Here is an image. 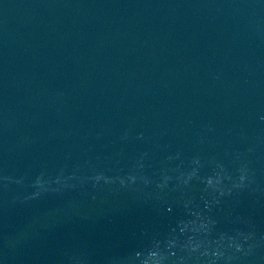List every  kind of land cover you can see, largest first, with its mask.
<instances>
[{
	"label": "water",
	"instance_id": "95a60500",
	"mask_svg": "<svg viewBox=\"0 0 264 264\" xmlns=\"http://www.w3.org/2000/svg\"><path fill=\"white\" fill-rule=\"evenodd\" d=\"M0 264H264V0H0Z\"/></svg>",
	"mask_w": 264,
	"mask_h": 264
}]
</instances>
